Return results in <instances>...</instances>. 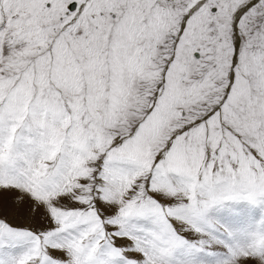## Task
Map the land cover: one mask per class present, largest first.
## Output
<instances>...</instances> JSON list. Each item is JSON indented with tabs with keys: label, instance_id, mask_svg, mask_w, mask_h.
<instances>
[{
	"label": "snow or ice",
	"instance_id": "obj_1",
	"mask_svg": "<svg viewBox=\"0 0 264 264\" xmlns=\"http://www.w3.org/2000/svg\"><path fill=\"white\" fill-rule=\"evenodd\" d=\"M0 264H264V0H0Z\"/></svg>",
	"mask_w": 264,
	"mask_h": 264
}]
</instances>
